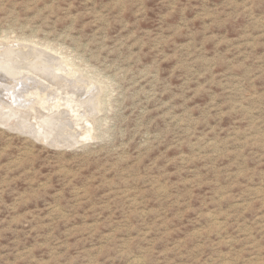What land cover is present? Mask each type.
<instances>
[{
	"label": "rangeland",
	"instance_id": "rangeland-1",
	"mask_svg": "<svg viewBox=\"0 0 264 264\" xmlns=\"http://www.w3.org/2000/svg\"><path fill=\"white\" fill-rule=\"evenodd\" d=\"M31 46L98 107L72 146L0 120V264H264V0H0V103Z\"/></svg>",
	"mask_w": 264,
	"mask_h": 264
},
{
	"label": "bare ground",
	"instance_id": "bare-ground-1",
	"mask_svg": "<svg viewBox=\"0 0 264 264\" xmlns=\"http://www.w3.org/2000/svg\"><path fill=\"white\" fill-rule=\"evenodd\" d=\"M14 45H17V44H14ZM9 46H11V45H9ZM9 49H12V48H9ZM13 49H14V46H13ZM10 52L14 53L15 50H14V52L13 51H10ZM2 53H0V54H2ZM4 53H5V51H4ZM24 54L29 55V57H33L37 60V62H36L37 64H35V63L34 64H35V66L37 65V67L40 68V70H42V73H40L41 76H35V74L30 72L33 74V75L31 74L32 76L29 75L30 76L29 78H24V79L18 80L17 84L12 86L11 89L16 91L15 92L16 99L9 98V99H11L10 102L8 101V103H0V104L3 107L11 106L14 113H12V111H11L12 114L7 113L8 115L7 116L5 115L6 117L3 115L4 118L2 117L3 119L1 118L0 120L4 121V122L13 121V124H10V126H12V128L20 129L23 132H27V133L31 134L32 136L36 137L37 139H42V140L44 139L45 140L47 138V139L55 140V141L59 142L60 144H63V146L75 145L77 142H79V140L77 138H80L81 140H87L88 138H90L91 137L90 136V133H91V126H90L91 124L90 123L91 122H89V120H85V119L81 118L80 113H79L80 112L79 108L85 107V108H87L86 109L87 112H95L96 107H98V103H97L98 101L96 100V95H90L88 97H86V95H85V96L81 97L80 101L78 100L79 102H77L76 99H74L72 97V95H71L72 93H69V89L67 90L68 92L65 91L67 93L65 95L64 94L62 95V93H58V89L55 88V86H53V84L59 79H61V82H62L63 81L62 79H65L64 75H63L64 73L70 75L71 73H69V71L67 72V70L69 68L68 67H63V68L61 67L60 68V64H62L63 62L59 64V60H58L59 58H57V56L54 57L53 54L46 52L42 49L39 50V48L37 49V47L33 48L31 46V48H29V50L27 52H24ZM18 55H19V53H18ZM1 56H0V58H1ZM4 56H5V54H4ZM8 56L10 57L9 54H8ZM25 59L27 60V57ZM8 60H9V58H8ZM48 63H51V64L48 65ZM0 64L2 65V63H0ZM27 64L29 65V63H27ZM18 66L20 68V66H22V65L19 64ZM62 66H63V64H62ZM65 66H66V64H65ZM22 67L20 69H22ZM3 70H6V69H3ZM35 70H36V67H35ZM19 71H21V70H19ZM58 71H61L63 73L61 74ZM37 72H39V71H37ZM6 73H8V72L6 71ZM18 74H20V73H17V75ZM17 75H15V76H17ZM21 76H22V74H21ZM72 76H75V75H72ZM38 77H40V78H38ZM27 80H32V81L34 80L35 82H37L38 85L33 86V85L25 84L26 83L25 81H27ZM77 80H79V79L76 78V81ZM52 81L54 83L51 85ZM61 82H60V84H61ZM69 82H70V80H69ZM21 84H22V86H21ZM18 85L21 86V87H19V89H17ZM73 85L74 84H72V86ZM56 87H57V85H56ZM61 87L62 86H60V88ZM78 87L79 88H76V89L80 90L79 85H78ZM68 88H71V87L68 86ZM85 90H87V89H85ZM49 92L54 94L53 98L49 97L50 95H52V94H49ZM78 92H80V91H78ZM80 93H82V89H81ZM90 93H92V92L90 91ZM74 94H76V93H74ZM77 99H78V97H77ZM82 114L84 115V113H82Z\"/></svg>",
	"mask_w": 264,
	"mask_h": 264
}]
</instances>
